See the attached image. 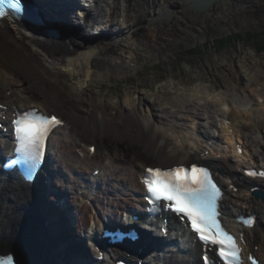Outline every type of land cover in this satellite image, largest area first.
I'll return each instance as SVG.
<instances>
[{"label":"bare ground","instance_id":"1","mask_svg":"<svg viewBox=\"0 0 264 264\" xmlns=\"http://www.w3.org/2000/svg\"><path fill=\"white\" fill-rule=\"evenodd\" d=\"M39 1L49 23L60 25L65 34L63 39L50 37L42 28L0 21V99L12 107L36 106L61 116L66 121L61 130V141L66 142L61 165L81 176L100 168V181L110 180L107 194L117 195L118 188L124 189L120 191L125 196L141 193L139 176L151 165L168 167L199 161L211 165L220 181L223 177L238 178L240 192L245 194L234 199L228 192L225 217L258 212V225L247 230V238L261 251L264 181L252 185L259 186L263 195L255 199L249 191L251 181L240 169L246 160L250 166H264V96L255 98L264 77V64L253 57L231 68L226 65L234 83H228L222 74L219 88L216 82L208 85L201 79L195 80L192 88L171 82L174 96L170 98L139 93L132 98L126 94L119 100H87L79 92L95 80L118 79L133 62L138 44L152 42L155 36H168L165 29H175L184 22L190 5L182 0H157L156 10L147 12L144 5H153L155 0H132L141 6L132 8V16L126 0H76L67 6L62 0ZM227 6L216 2L207 11L222 14ZM154 30L161 32L156 35ZM63 77L69 83L70 99L54 88ZM228 121L231 124L227 125ZM235 140L244 143L242 157L235 153ZM91 144L97 146L94 156L88 152ZM5 145V138L0 137V153ZM230 152L232 159L228 158ZM89 178L85 176L86 185ZM77 180L68 179L67 190H73L74 196L82 188L76 186ZM113 182L119 187L111 185ZM87 194L88 189H84V199ZM99 198L98 194L94 201ZM133 204L127 200L119 203L117 213ZM29 205L34 207L31 219L23 213ZM48 211L37 192L0 182V249L20 246L22 264H68L85 258L83 247L68 243L62 222H55L48 231L44 229ZM80 213L79 226L85 228L88 217L93 219L92 214L89 216L91 209L82 207ZM100 216L97 210L94 217L99 226L103 222ZM160 246L147 253L146 264H201L198 245L191 239L180 240L177 250L171 252Z\"/></svg>","mask_w":264,"mask_h":264},{"label":"rangeland","instance_id":"2","mask_svg":"<svg viewBox=\"0 0 264 264\" xmlns=\"http://www.w3.org/2000/svg\"><path fill=\"white\" fill-rule=\"evenodd\" d=\"M126 1L131 9L130 14L134 16L132 8L141 9V6L132 0ZM223 3L228 6L222 14H210L208 11L194 13L189 7L184 22L175 29H165L169 37L158 39L155 36L152 42L138 44L133 62L122 70L118 79L110 77L95 80L79 94L87 100H105L109 97L119 100L126 94L132 98L139 93L170 98L174 96L171 82L192 88V83L201 79L208 85L216 82L219 88V78L224 74L228 83H234L227 66L231 68L238 61L253 57L264 64V0H226ZM144 7L147 12L156 10L157 0L153 5L146 4ZM159 32L154 30L156 35ZM221 39L229 41L220 47L217 40ZM54 88L56 92H62L64 98H71L69 83L64 77L59 79ZM257 90L255 98L259 99L264 96V77ZM23 91L28 93L25 89Z\"/></svg>","mask_w":264,"mask_h":264},{"label":"snow or ice","instance_id":"3","mask_svg":"<svg viewBox=\"0 0 264 264\" xmlns=\"http://www.w3.org/2000/svg\"><path fill=\"white\" fill-rule=\"evenodd\" d=\"M26 12L33 15L24 0H0V17L9 13L22 16ZM60 124L61 121L56 116H45L34 110L13 121L16 137L21 145L34 148L37 156L42 154L43 142L48 134ZM142 183L149 204H161L185 219L199 242L205 248L212 247L223 264H239L240 249L237 242L217 220L216 201L220 196V189L204 168L193 166L190 171L184 168L168 171L146 168ZM247 224L251 226L252 221H247ZM202 260L203 264H210L211 258L204 255Z\"/></svg>","mask_w":264,"mask_h":264},{"label":"water","instance_id":"4","mask_svg":"<svg viewBox=\"0 0 264 264\" xmlns=\"http://www.w3.org/2000/svg\"><path fill=\"white\" fill-rule=\"evenodd\" d=\"M182 1H186L190 6L192 12L194 13H202L207 11L211 5H213L216 2H224L226 0H182ZM49 22V21H48ZM53 27H57L59 28L61 31L63 30L62 27L60 25H57L55 23L51 24ZM63 33V31H62ZM65 33H63L64 36ZM259 195V194H257Z\"/></svg>","mask_w":264,"mask_h":264},{"label":"trees","instance_id":"5","mask_svg":"<svg viewBox=\"0 0 264 264\" xmlns=\"http://www.w3.org/2000/svg\"><path fill=\"white\" fill-rule=\"evenodd\" d=\"M229 41V39H221V40H217V42L220 44L221 46H224L225 44H227V42Z\"/></svg>","mask_w":264,"mask_h":264}]
</instances>
